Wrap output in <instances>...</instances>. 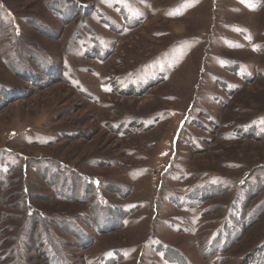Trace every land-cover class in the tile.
Here are the masks:
<instances>
[{"label":"rangeland","instance_id":"rangeland-1","mask_svg":"<svg viewBox=\"0 0 264 264\" xmlns=\"http://www.w3.org/2000/svg\"><path fill=\"white\" fill-rule=\"evenodd\" d=\"M260 115L264 0H0V264H264Z\"/></svg>","mask_w":264,"mask_h":264},{"label":"trees","instance_id":"trees-1","mask_svg":"<svg viewBox=\"0 0 264 264\" xmlns=\"http://www.w3.org/2000/svg\"><path fill=\"white\" fill-rule=\"evenodd\" d=\"M253 80H255V77L247 76V78H245V86H247ZM243 87L244 86H242L240 90H242ZM230 93H231V95L232 94L233 95L236 94L234 92H230ZM226 105L227 104H225L224 107ZM257 122H264V115L257 116V118L251 120L250 122H248L246 124H242L241 126L239 125V128L238 129H232L227 134V139L230 140V141H242L243 139H253V140L261 139V135L256 131V128H255V125H256ZM216 128L219 129L221 127L220 126H217ZM230 136L234 140H232L230 138ZM24 166H25V170H26L28 168V166L27 165H23V167ZM261 166H263V165H261ZM5 177H6V175H5ZM65 180H66V177L64 176V179L62 181H64V183H65ZM75 184L77 185V182ZM60 187H61V185L59 186V188ZM57 197H62L63 198L62 202H68V203L71 202L72 203V201H73L74 203L76 202V203H79L81 205H85L83 203H86V202H84L85 200L83 201V199L73 200V199L69 198L70 199L69 200L68 197L64 196L63 193L57 194ZM2 203H4V201H0V204H2ZM41 212H43V211H41ZM80 214H85V212H82ZM33 220H34V224L33 225H35V229H34V231H35L36 230V227H39L41 225L42 220L40 218L39 219H33ZM45 247H47V245L45 244V242H44V244L41 243L40 247H38L39 252L38 251L37 252L39 253V256L42 255V257H44V260H46L47 258L48 259L50 258L52 260V258L48 254V250H46ZM49 248H50V246H49ZM251 256L252 255H250V257ZM11 258H12L11 256L8 257V259H10V261H12L14 259V257H13V259H11ZM14 262H15V260H14ZM50 264H51V262H50Z\"/></svg>","mask_w":264,"mask_h":264}]
</instances>
